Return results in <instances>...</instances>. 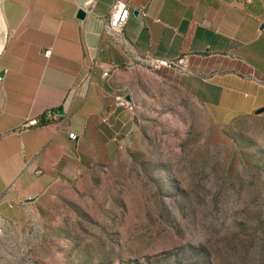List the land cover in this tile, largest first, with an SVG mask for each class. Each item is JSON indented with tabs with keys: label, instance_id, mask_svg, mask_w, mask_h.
Returning a JSON list of instances; mask_svg holds the SVG:
<instances>
[{
	"label": "crops",
	"instance_id": "0c3cea01",
	"mask_svg": "<svg viewBox=\"0 0 264 264\" xmlns=\"http://www.w3.org/2000/svg\"><path fill=\"white\" fill-rule=\"evenodd\" d=\"M87 1L2 2L8 30L0 50L5 228L38 213L42 197L58 184L122 158L142 127L141 109L124 90L129 73L143 69L140 59L188 56L203 77L182 81L214 120L227 124L264 107V0H121L148 14L127 21L126 44L104 33L116 0H94L92 12L79 19ZM159 71L162 78L139 71L156 97L172 72ZM31 121L39 124L21 129Z\"/></svg>",
	"mask_w": 264,
	"mask_h": 264
},
{
	"label": "rangeland",
	"instance_id": "374dc122",
	"mask_svg": "<svg viewBox=\"0 0 264 264\" xmlns=\"http://www.w3.org/2000/svg\"><path fill=\"white\" fill-rule=\"evenodd\" d=\"M141 68L124 89L143 115L133 143L3 227L0 264H264V113L222 123L182 81L203 77L190 65L158 97L139 71H161Z\"/></svg>",
	"mask_w": 264,
	"mask_h": 264
},
{
	"label": "built area",
	"instance_id": "2783aa9c",
	"mask_svg": "<svg viewBox=\"0 0 264 264\" xmlns=\"http://www.w3.org/2000/svg\"><path fill=\"white\" fill-rule=\"evenodd\" d=\"M95 1L88 0L81 10L87 15L92 12ZM148 16L147 11L133 9L128 3L121 0H116L110 11V15L104 19V33L114 37L117 41L126 44L124 37V26L127 21L132 17L136 19H145ZM8 36V35H7ZM50 51H45L44 56L49 57ZM140 64L144 67H150L152 73L162 70V69H172L178 71L182 74L189 72V57L184 55L175 60H166L160 58H143L140 59ZM48 117L53 118L57 115L54 112H49ZM64 117V116H63ZM39 123L37 121H31L22 125L21 129H27L33 126H37ZM69 138L75 140L77 137L74 134H70ZM4 228L0 226V237L3 235Z\"/></svg>",
	"mask_w": 264,
	"mask_h": 264
},
{
	"label": "water",
	"instance_id": "95a60500",
	"mask_svg": "<svg viewBox=\"0 0 264 264\" xmlns=\"http://www.w3.org/2000/svg\"><path fill=\"white\" fill-rule=\"evenodd\" d=\"M85 16H86V14L82 10H80L79 13H78V18L79 19H84ZM263 113H264V107L259 109V110H257L255 114L259 115V114H263Z\"/></svg>",
	"mask_w": 264,
	"mask_h": 264
},
{
	"label": "bare ground",
	"instance_id": "6f19581e",
	"mask_svg": "<svg viewBox=\"0 0 264 264\" xmlns=\"http://www.w3.org/2000/svg\"><path fill=\"white\" fill-rule=\"evenodd\" d=\"M1 13H2V11H1ZM145 68L148 69V70H150V71H152V69L150 67H145Z\"/></svg>",
	"mask_w": 264,
	"mask_h": 264
}]
</instances>
